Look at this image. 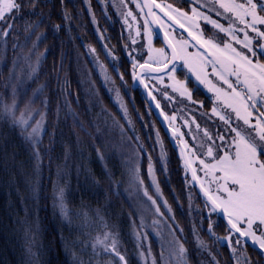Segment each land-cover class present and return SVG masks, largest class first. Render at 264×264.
I'll list each match as a JSON object with an SVG mask.
<instances>
[{
  "label": "trees",
  "instance_id": "trees-1",
  "mask_svg": "<svg viewBox=\"0 0 264 264\" xmlns=\"http://www.w3.org/2000/svg\"><path fill=\"white\" fill-rule=\"evenodd\" d=\"M115 1L90 0L89 11L85 0H37L35 8L22 0L20 12L7 21L13 25L9 35L0 36V264H119L114 254L104 250L98 258L80 246L103 224L78 228L81 236L76 225L97 214L112 226L106 243L115 238L129 264H160L154 239L145 242L131 233L132 220L136 229L141 225L124 193L128 158L162 224L183 243L187 264H264L262 248L239 236L240 244H230L225 238L236 233L217 211L220 219L207 216L212 206L192 183L182 149L173 145L137 82L122 19L127 12ZM154 42L164 45L157 35ZM177 75L209 109L212 97L184 67ZM13 100L15 117L23 112L30 124L44 117L39 167L26 131L5 112ZM60 188L67 217L54 202Z\"/></svg>",
  "mask_w": 264,
  "mask_h": 264
},
{
  "label": "snow or ice",
  "instance_id": "snow-or-ice-1",
  "mask_svg": "<svg viewBox=\"0 0 264 264\" xmlns=\"http://www.w3.org/2000/svg\"><path fill=\"white\" fill-rule=\"evenodd\" d=\"M85 2L89 4V11H91L90 0H85ZM100 2L103 4L106 0H100ZM194 2L199 4L200 0H194ZM36 3L37 0H29V4L33 8L36 7ZM61 3H63V0H61ZM120 3L123 4L124 0H120ZM132 3H136V0H132ZM258 4L260 10L264 11V3L261 0H257V2L244 0L242 3H236V0H206L205 4H200V7H206L209 12H214L217 17L227 20V27L219 23L218 20L212 19L205 13L198 11L195 7L191 9V17L186 12L173 8L171 4L166 7L192 21L194 27L196 26L194 23L195 18L202 17L206 23L211 24L220 33L227 34L236 44L241 45V50H237L232 43L225 42L222 37H219L218 33H214L212 37L207 39H200L191 31L188 32V35L199 44L200 48L205 49L203 53L189 54L186 51L188 47L187 40L178 42L179 50L171 41L168 42V47L172 48L171 59L173 61L178 57L183 59L190 70H193V65L196 63L201 65L211 64L213 75L222 81L224 85H227V90L215 85L212 86L217 93V100H222L225 108H230L235 113V119L243 121V125L247 126V128L242 126L233 127L231 116L222 115L216 107H213L212 112L218 115L219 119L224 121L229 127L225 129L224 133L217 132L215 137L205 129L204 137L207 138V143L202 142L193 146L194 151L192 149L189 150L192 151L193 155L200 153L212 158L210 162H206L205 159H199V156H197L201 165L200 170L206 178H209V187H205L203 182L200 184L201 190L208 198L206 206L210 202L213 212L220 209L228 218V224L231 226L230 231L235 230L236 233L243 237L251 236L264 249V228L261 227L264 226V111H259V108H264V64L253 63V60L250 59L249 54L252 57H256L257 51L252 48V38L247 31L251 30V32L256 33L257 37L264 38V30L258 27V25L264 26V16H260L257 13ZM216 5L219 7H216ZM23 6L22 0H0V22H4L6 25L5 28L0 29V36L9 35V30L13 25L7 23V21L14 14L19 13ZM153 6L164 11L161 5L155 3V0H150V3L143 5L136 3V7L140 8L141 11L147 7V15L153 17V22L159 23L160 18L153 11ZM220 9H223V12ZM225 13L233 15H225ZM164 14L169 19H172L168 12ZM125 15L126 17H131L133 21L137 19V16L131 10ZM65 18H68L67 12L65 13ZM93 22L95 23L94 16ZM125 23H127V19H125ZM148 23L149 21H144L145 26ZM237 24L243 25V27L237 28ZM59 27L60 25H54L56 30H59ZM129 27L131 28V25ZM181 27H183V24ZM237 31L243 33V39L236 35ZM140 34V30L137 28L136 35L139 36ZM217 39L220 40V43L215 42ZM132 43H136L134 38ZM150 44L151 40L149 39ZM221 44L223 47H221ZM208 48L213 51L209 52ZM244 49L247 50V53ZM91 51L95 52V49H91ZM152 51L154 50L149 47V52L151 53ZM155 51L164 58L163 67H167L168 58L165 49L161 48ZM259 51L264 54V45H259ZM152 60V55H149L148 60L139 66L146 68V70L162 71V68L151 69ZM217 65H219V68H217ZM132 66L135 68L137 66L136 62H133ZM174 71H176L175 66L169 69V72ZM230 76H234L235 81H230ZM120 78L123 80L122 75ZM197 79H200L199 74ZM236 85H241L239 90ZM183 94L182 92L181 95ZM164 95L167 97L166 93ZM157 107H159V104ZM15 109V100H13L11 105L5 106V112L13 117V122L26 131L25 139L30 141L37 161V167H39L41 157L38 146L42 143L41 135L44 131V117L41 114L40 120L30 124L29 119H25L23 112L20 117H15ZM172 119H175V117H172ZM29 128L31 131H27ZM197 128H199V125H197ZM229 131L235 133V136L228 137L226 134ZM180 136L182 137L183 133H180ZM137 139L139 138L137 137ZM217 141H220V143H217ZM181 143L184 144L185 149L189 148L187 142L182 139ZM140 147L142 148L143 146L141 145ZM181 152L183 155V149ZM101 159H103L102 156ZM191 163V161L185 160V168H190ZM191 171L192 179L199 180L197 170L192 168ZM149 174H152L151 162L149 163ZM153 182L155 183V181ZM213 184L215 185L214 190L211 188ZM157 191L159 192L158 186ZM145 195H148L147 191H145ZM149 199H152V197L149 196ZM54 202L59 206L61 213L67 217L68 213L65 210L64 190L62 188L55 191ZM244 225L247 227L245 228ZM179 231L183 232V229H179ZM209 231L211 232V227ZM257 232L260 235H257ZM110 236L111 234L107 232L104 233L103 238L98 236L95 243L91 245L92 248L95 249L97 244L103 245L105 252L114 254L119 264H129L126 256L119 251L115 238L111 239L110 244L106 243L109 241ZM175 243L179 245L174 253L178 258L177 264H187L184 259L186 249L183 243H180L178 238H176ZM235 243L239 244L240 241L236 240ZM139 255L142 258L144 257L143 252H140ZM148 255H151L150 249ZM77 264H84V262L79 260ZM108 264H113V261L109 260ZM152 264H155V260L152 261ZM246 264H249V262L246 261Z\"/></svg>",
  "mask_w": 264,
  "mask_h": 264
},
{
  "label": "rangeland",
  "instance_id": "rangeland-1",
  "mask_svg": "<svg viewBox=\"0 0 264 264\" xmlns=\"http://www.w3.org/2000/svg\"><path fill=\"white\" fill-rule=\"evenodd\" d=\"M116 3H118L121 11L123 14L131 10L134 15L137 16V19L135 21L132 20L131 17H126L123 15L122 19L125 23V19H127V30L130 34L129 37V44L133 47L134 51L131 55V59L136 62V64L144 63L146 60H148L149 55H152L153 60L151 61V65L154 66H162L164 63V58L157 54L155 50H159L161 48L165 49V52L167 53V58L169 59V52L167 48L164 45H157L154 42L155 39V32L148 23L146 26L144 25V21L147 20L145 17V11H141L140 8L136 7V3H139L138 0H136V3H132V0H124V3L121 4L120 0H116ZM244 0H236V3H242ZM254 2H257V0H254ZM262 3H264V0H261ZM206 0H200V3L197 4L195 2L191 3V9L196 8L198 11L205 13L206 15L210 16L212 19L218 20L219 23L223 24L225 27L228 26V21L224 20L220 17H217L214 12H209L206 7H200V4H205ZM140 4V3H139ZM142 5V4H141ZM216 7H219L216 5ZM221 12H223V9H220ZM192 12V11H191ZM257 13L260 16H264V11L260 10V6L258 4L257 7ZM225 15H233L231 13H225ZM197 21H195V27L193 26V22L191 21V24H188L191 31L197 35L200 39H207L209 37H212L214 33H218L219 37H222L225 42L232 43L233 47L237 48V50H241V45H238L235 43V41L231 40V38L225 34L220 33L218 29L214 28L211 24L206 23L202 17H196ZM131 25V28L129 27ZM164 29L167 31L169 36L171 37L174 45H176L177 50H179V41L187 40L188 41V47L186 51L189 54H196L197 52L203 53V51H200L195 43H192L193 40L190 38H185L183 35L181 36V33L176 34V30H172L169 25H164ZM237 28H242L243 25L237 24ZM258 27L261 28V30H264V26L258 25ZM137 28L140 30V35H136ZM249 32V36L252 38V48L257 51V56L252 57L251 54H249L250 59L253 60V63H259L264 64V54H261L259 51V45H264V38H259L256 36V33L251 32V30H247ZM236 35H238L241 39H243V33L237 31ZM136 40V43H132V39ZM149 39L151 40V44L149 45ZM192 42H191V41ZM216 43H220V40L217 39L215 41ZM149 47H151L152 51L149 52ZM221 47L223 45L221 44ZM208 51H213L211 48H208ZM244 51L247 53V50L244 49ZM179 58V57H178ZM191 63V61H190ZM140 65V64H139ZM176 68V71L174 72H165L161 74H152L150 72H145V78L147 81L153 83L154 90L156 97L159 101V103L162 106V109L166 116L168 117L170 123L177 129L178 136L180 140L187 142L189 145V148L187 149L188 154L190 156V159L192 161L193 167L197 170V176L199 177L200 182H203L205 187H209L208 179L204 176V173L200 170L201 165L199 164V159H205L206 162H210L212 158L207 157L206 155H201L200 153H197L196 155L192 154V151L189 149L195 150L193 146L199 145L202 142L207 143V138L204 137V130L207 129L213 137H215L217 132L224 133L225 129L229 127V125H226L224 121H221L219 119V116L214 114L212 112L213 107H216L217 110L222 115H230L232 119V126L233 127H239L242 126L244 128H247V126L243 125V121H239L235 119V113L232 112L230 108H225L222 100H217L216 96L217 93L213 89V85L216 87L223 88L224 90H227V85H224L222 81H220L215 75H213V69L211 64L207 65H201L199 63H196L193 65V70H190L189 66L184 63L183 59L178 60V62L174 65ZM179 67H184L186 72L191 76L194 83L203 89L208 95L212 97V105L209 109H206L203 107V104L201 101L196 100L193 97L191 88L186 84V81L184 79H180L177 75V70ZM217 68H219V65H217ZM199 74L200 79H197V75ZM230 81H235L234 76L229 77ZM204 81V82H202ZM210 81V83H209ZM237 89L241 87V85H236ZM176 89V90H174ZM184 93L181 95V93ZM164 93L167 94V97L164 95ZM190 97V98H189ZM173 101L176 102L178 106H175V112L173 109L170 108L169 102ZM202 105V106H201ZM259 111H264V108H259ZM178 112V114H177ZM172 117H175V119H172ZM197 125H199V128H197ZM180 133H183V136H180ZM228 137H234L235 133L228 132L226 134ZM196 139V140H195ZM217 143H220V141H217ZM184 145V144H183ZM197 156H199V159H197ZM129 164L132 166L129 168L127 167V175L125 179L124 184V193L129 198L131 203L133 204V207L136 208V217H137V223L138 225H141V229H136L137 227L134 225V222L132 220V231L131 233L139 234L140 237H145V242H148L147 240L153 238L155 243L158 246V252L161 253L159 262L160 264H177V257L174 254L175 250L178 249L179 245L175 243V238L172 236V230L171 227H168L167 224L163 226L162 221L160 217L158 216L159 209L156 206L155 203L151 199H149L150 193L147 190V187L144 185V181L139 177V169L136 168V164L131 160V158H128ZM138 170V171H136ZM211 188L214 190L215 185H211ZM145 191H147L148 195H145ZM152 197V196H151ZM148 199V200H147ZM207 216L215 219H220V216L217 215L216 212L212 211V208L208 206L207 208ZM213 214V215H211ZM123 215V213H122ZM93 216H87L84 217L83 221L80 223L79 227H77V234L79 236L80 232L78 228L83 227H89L94 226L93 224H103L101 227L103 230L98 231L91 229L89 232V239L81 242L80 246H84L83 250L87 251L88 248L91 249V251L98 257L101 258L102 255H104V249L103 245L97 244L96 248H92V244L95 243L96 238L99 236L103 238L104 233H111L113 232L110 227L111 225L107 222V217H104L103 215H94ZM96 222V223H95ZM246 228L247 226L244 225ZM264 228V226H261ZM255 230V226H254ZM90 233H95L93 235H90ZM257 235H260L259 232H257ZM241 237L238 233H236V236H233V233H229V235L225 238L227 242L230 244H233L236 240H239V237ZM257 245L259 244L253 240L251 236L244 237ZM241 243V242H240ZM239 243V244H240ZM178 245V246H177ZM261 248V247H260ZM119 249V248H118ZM264 250V249H263ZM120 251V250H119ZM122 254V253H121ZM186 257V253L184 255V259Z\"/></svg>",
  "mask_w": 264,
  "mask_h": 264
},
{
  "label": "water",
  "instance_id": "water-1",
  "mask_svg": "<svg viewBox=\"0 0 264 264\" xmlns=\"http://www.w3.org/2000/svg\"><path fill=\"white\" fill-rule=\"evenodd\" d=\"M139 1H140V3L142 5L143 4L150 3V0H139ZM155 3L156 4H159L156 0H155ZM144 11H145V14H146V16H147V18H148L151 26L153 27L154 31L156 32L157 36L160 38V40L166 46V48H167V50L169 52V59H168V62H167V67H163V65L162 66H154V65H151V69H157V68H162L163 69L162 71H159V72L153 71V70H146V68H141L140 66H138L137 71H136V79H137V82H138L139 86L142 89V92L144 94V97H145L147 103L149 104V106L153 110V112L156 115V117L159 119V121L162 124V126L164 127V129L168 132L169 138H170L171 142L173 143V145L175 147L181 146V149H183L184 161L185 160L190 161L189 156H188V153H187L186 149L184 148V145L182 143H179L178 142L177 134H176L175 129L169 124L168 119H167V116L165 115L162 107L160 105H159V107H157L158 102H157L156 98L154 97V95L152 94V91H151L149 85L145 82L144 77H143V75H144L145 72H150L152 74L165 73V72L169 71V69H171L178 62V60H179V58H177L174 61L171 59L172 48L171 47H168V42L171 41V43L173 45H174V43L172 42V40L170 39V37L168 36V34L166 33V31L163 29V27L161 26L160 22L159 23L153 22V17L150 16V15H147V12H148V8L147 7L144 8ZM153 11L155 13H156V11H158L167 20H169L175 27H177L181 31L186 32L188 34L189 31L187 30V28L184 25H183V27H181L182 23H180L176 18H174L170 14L169 15L172 17V19H169L168 16H165L164 13L167 12L165 9H164V11H161L160 8H156V7L153 6ZM189 37L192 39L191 36H189ZM193 42L198 47H200L199 44H197L195 40H193ZM141 64H143V63H141ZM141 81H143V83H141ZM192 168H194V167H193V165L191 163V167L190 168H187L188 169V173H189V177H190L192 183L197 187V189L199 190V192L202 194V196L206 200H208V198L204 195V192L201 190V187H200L201 182H200V180H193L192 179V171H191ZM208 203L211 205L210 202H208ZM216 211L221 215V217L223 218V220L228 224V218L224 215V213L220 209H217ZM229 227L231 228L230 225H229ZM233 231L235 232V230H233ZM241 237H243V236H241Z\"/></svg>",
  "mask_w": 264,
  "mask_h": 264
},
{
  "label": "flooded vegetation",
  "instance_id": "flooded-vegetation-1",
  "mask_svg": "<svg viewBox=\"0 0 264 264\" xmlns=\"http://www.w3.org/2000/svg\"><path fill=\"white\" fill-rule=\"evenodd\" d=\"M139 1V0H138ZM171 16H173L174 18H176L180 23H182L186 28H187V30L188 31H191V29L189 28V26H187L188 24H191V21L190 20H188L187 18H185V17H183V16H181V15H179L177 12H174V11H171V10H169L166 6L168 5V4H171L172 6H173V8H178V9H180L182 12H186L187 14H188V16L189 17H191L192 16V12H191V5H189L188 7H186V6H184V5H181L180 4V2L179 1H176V0H156ZM191 1V3H193L194 2V0H190ZM139 3H140V1H139ZM141 4V3H140ZM156 16H158L159 18H160V24H161V26L163 27V29H164V25L166 24V25H169V27H171L172 28V30L174 31V30H176V34H179V32L181 33V36L180 37H182V35L187 39V38H189V35L186 33V32H183V31H181L180 29H178L177 27H175L169 20H167L161 13H159L158 11H156ZM145 17H146V19H147V21H149L148 20V18H147V16H146V14H145ZM195 21H197V19L195 18V20H194V22ZM149 24H150V22H149ZM150 26H151V24H150ZM152 27V26H151ZM152 29H153V27H152ZM154 30V29H153ZM165 30V29H164ZM166 31V30H165ZM155 32V31H154ZM192 32V31H191ZM166 33H167V31H166ZM155 34H156V32H155ZM168 34V33H167ZM157 35V34H156ZM168 36H169V34H168ZM170 37V36H169ZM170 39H171V37H170ZM190 39V38H189ZM172 40V39H171ZM191 41V40H190ZM173 42V41H172ZM192 42V41H191ZM192 43H194V42H192ZM196 45V44H195ZM196 47L200 50V51H205L204 49H202V48H200V47H198L197 45H196ZM139 64H141V62L139 63ZM139 64H137V66L135 67V73H136V71H137V68H138V66H139ZM143 77H144V80H145V82L149 85V87H150V89H151V91H152V94L154 95V97L156 98V100H157V102L159 103V101H158V99H157V97H156V94H155V90L153 89L154 88V85H153V83H151V82H149V81H147L146 80V78H145V73H144V75H143ZM142 90V89H141ZM169 104H170V108L171 109H173V111H171L172 113L173 112H175L174 110H175V106H178L177 104H176V102H173V101H170L169 102ZM159 105L161 106V104L159 103ZM162 107V106H161ZM167 119H168V117H167ZM168 122H169V124L175 129V131H176V134H177V139H178V142L179 143H181V140H180V138H179V136H178V131H177V129L170 123V121H169V119H168ZM177 147H180L181 148V146H177Z\"/></svg>",
  "mask_w": 264,
  "mask_h": 264
}]
</instances>
